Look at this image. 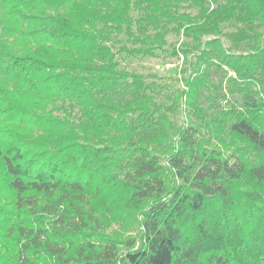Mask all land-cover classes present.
Listing matches in <instances>:
<instances>
[{
    "label": "trees",
    "instance_id": "16d2710c",
    "mask_svg": "<svg viewBox=\"0 0 264 264\" xmlns=\"http://www.w3.org/2000/svg\"><path fill=\"white\" fill-rule=\"evenodd\" d=\"M0 264H264V0H0Z\"/></svg>",
    "mask_w": 264,
    "mask_h": 264
},
{
    "label": "rangeland",
    "instance_id": "374dc122",
    "mask_svg": "<svg viewBox=\"0 0 264 264\" xmlns=\"http://www.w3.org/2000/svg\"><path fill=\"white\" fill-rule=\"evenodd\" d=\"M187 11L193 15L197 14L196 9H188ZM133 15L137 16V13L133 12ZM235 29L232 23H228L223 27L224 32H232L235 31ZM166 39L168 45L157 50L156 57H130L121 55L119 56L120 66L122 68H127L131 72L145 75L146 82L156 81L162 85H172V87H170L172 91L175 88H182V85L178 82L183 75L181 72L187 70V72L190 73L192 69L186 66L184 56L177 58L174 57L172 53L174 49L183 48L189 40L184 35L178 36L175 34L168 35ZM118 40L129 45L125 34L115 37V46L117 48L123 45L118 42ZM227 45L228 44L225 42V47H227ZM189 60L195 62L192 55L189 57ZM168 64L174 65V68L168 69Z\"/></svg>",
    "mask_w": 264,
    "mask_h": 264
},
{
    "label": "built area",
    "instance_id": "2783aa9c",
    "mask_svg": "<svg viewBox=\"0 0 264 264\" xmlns=\"http://www.w3.org/2000/svg\"><path fill=\"white\" fill-rule=\"evenodd\" d=\"M167 67H168V69H173V68H174V65H172V64H171V65L168 64Z\"/></svg>",
    "mask_w": 264,
    "mask_h": 264
}]
</instances>
